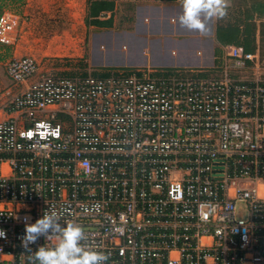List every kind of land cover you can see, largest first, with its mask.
<instances>
[{
  "label": "built area",
  "instance_id": "2783aa9c",
  "mask_svg": "<svg viewBox=\"0 0 264 264\" xmlns=\"http://www.w3.org/2000/svg\"><path fill=\"white\" fill-rule=\"evenodd\" d=\"M18 26L0 14V45ZM226 56L249 75L69 77L10 59L5 75L22 90L0 108V264H31L25 222L50 207L106 264H264L262 60Z\"/></svg>",
  "mask_w": 264,
  "mask_h": 264
},
{
  "label": "crops",
  "instance_id": "0c3cea01",
  "mask_svg": "<svg viewBox=\"0 0 264 264\" xmlns=\"http://www.w3.org/2000/svg\"><path fill=\"white\" fill-rule=\"evenodd\" d=\"M111 1L113 2L112 10L99 13L95 20L96 24L90 22L92 18H86V0L82 6L85 12L82 21L85 28L82 38L77 40L79 48L73 50V45H70L69 47L73 48H69L70 55L66 56L78 59L85 56L86 69L80 70V74L103 76L117 71L142 69L165 74L189 72L199 77L225 72L230 77L244 78L249 73L232 70L231 60L226 56L229 48L243 50V47L235 44L232 36L230 38L233 42L226 41L225 44H218L217 34L221 37L228 35L227 40L230 33L235 34L232 30L236 29L242 33L248 27L252 28L254 50L247 53L257 52L262 60L261 69L264 73V13H261L262 18L257 20L255 12L251 9L256 7L258 0H228L226 14L222 18L213 17L207 20L203 33L189 31L177 22L181 12L180 0ZM246 15L251 16V19L246 21ZM85 19L88 24L85 23ZM239 39L235 41L238 42ZM95 45L99 50V57L93 56ZM9 46L12 45L5 47ZM113 50L118 51L121 56L120 66H113L116 69H111L104 64V56ZM62 72L64 73L58 74L70 73ZM13 87L16 90L10 98L22 90L21 86Z\"/></svg>",
  "mask_w": 264,
  "mask_h": 264
},
{
  "label": "rangeland",
  "instance_id": "374dc122",
  "mask_svg": "<svg viewBox=\"0 0 264 264\" xmlns=\"http://www.w3.org/2000/svg\"><path fill=\"white\" fill-rule=\"evenodd\" d=\"M84 2L85 0H25L21 6L7 1L3 3L2 11L19 18L20 25L12 35L13 45L0 46V107L16 90L5 75V66L13 57L30 55L44 68L52 67L57 61L59 65L55 67V73L69 71L70 73L64 74L69 77L86 69L85 56L82 59L66 57L70 55L69 48H79L77 40L82 38L85 28L82 22ZM70 45L73 47H69ZM99 55L96 47L93 56ZM120 60L121 56L116 50L109 51L104 56V64L111 69H116L113 66H120ZM63 63H66V68ZM237 215H243L242 208H238Z\"/></svg>",
  "mask_w": 264,
  "mask_h": 264
},
{
  "label": "clouds",
  "instance_id": "9594fccd",
  "mask_svg": "<svg viewBox=\"0 0 264 264\" xmlns=\"http://www.w3.org/2000/svg\"><path fill=\"white\" fill-rule=\"evenodd\" d=\"M228 6V0H180L177 22L189 31L203 33L206 21L222 18ZM62 219V213L50 207L34 223L25 222L20 240L21 247L30 253L31 264H106L108 256L86 242L83 227L71 219L61 223ZM41 237L48 243L33 251L29 245ZM0 238H6L3 230Z\"/></svg>",
  "mask_w": 264,
  "mask_h": 264
},
{
  "label": "trees",
  "instance_id": "16d2710c",
  "mask_svg": "<svg viewBox=\"0 0 264 264\" xmlns=\"http://www.w3.org/2000/svg\"><path fill=\"white\" fill-rule=\"evenodd\" d=\"M7 1L11 4H16L18 6H21L24 4L25 0H0V13L2 12V6L3 3ZM87 1V17L92 18L90 22H92L93 24H96V18L98 17V14L101 12H110L113 8V2L111 0H86ZM163 1H167V0H163ZM259 3H257L256 7H251L252 11L255 12V17L257 20H259L260 18H262V16H260L261 13H264V0H258ZM259 18V19H258ZM251 16L248 17V15L245 16V20H250ZM85 23L88 24V21L85 19ZM261 26L263 27V24L261 23ZM251 27V26H250ZM252 28H245V31L242 33H239L238 30L234 29L232 30L233 32L235 31V34H229L228 39L226 40L227 36H223L221 37L220 35L217 34V42L218 44H225L226 41L228 42H235V44L242 46L243 47V51L244 52H252L254 50L253 48V44H254V40L252 38ZM231 31V32H232ZM260 35L262 34V30L259 32ZM233 37L234 40L232 41V39L230 37ZM239 39V41H235V39ZM56 63L52 64L53 67L55 68L56 66L59 65V63H57V61H55ZM66 63H63V66H65ZM84 69V68H83Z\"/></svg>",
  "mask_w": 264,
  "mask_h": 264
}]
</instances>
